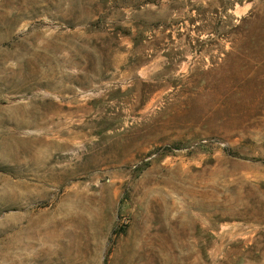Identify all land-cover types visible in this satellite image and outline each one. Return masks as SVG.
<instances>
[{
	"label": "rangeland",
	"instance_id": "obj_1",
	"mask_svg": "<svg viewBox=\"0 0 264 264\" xmlns=\"http://www.w3.org/2000/svg\"><path fill=\"white\" fill-rule=\"evenodd\" d=\"M0 264H264V0H0Z\"/></svg>",
	"mask_w": 264,
	"mask_h": 264
}]
</instances>
